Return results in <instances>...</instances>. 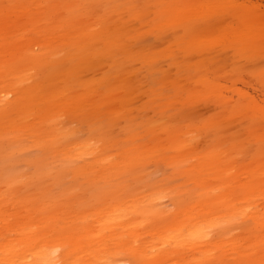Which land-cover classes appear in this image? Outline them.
<instances>
[{
    "label": "rangeland",
    "instance_id": "374dc122",
    "mask_svg": "<svg viewBox=\"0 0 264 264\" xmlns=\"http://www.w3.org/2000/svg\"><path fill=\"white\" fill-rule=\"evenodd\" d=\"M263 206L264 0H0V264H264Z\"/></svg>",
    "mask_w": 264,
    "mask_h": 264
},
{
    "label": "bare ground",
    "instance_id": "6f19581e",
    "mask_svg": "<svg viewBox=\"0 0 264 264\" xmlns=\"http://www.w3.org/2000/svg\"><path fill=\"white\" fill-rule=\"evenodd\" d=\"M86 104V103H85ZM254 197V196H253ZM261 205V204H260ZM264 207V206H263ZM240 211H242V210H240ZM244 212V211H243ZM8 213V212H7ZM104 213V212H103ZM6 214V213H5ZM3 221H4V219H3ZM32 226V225H31ZM196 227V226H195ZM182 237V236H181ZM189 244V243H188ZM6 245V244H5ZM11 245V244H10ZM185 245V244H184ZM197 250V249H196ZM43 252L42 251H37V252H35V257H37V258H40V257H42L41 259H44V260H46V261H49V262H51V264H60L59 262H60V260L62 261L63 259H62V257L59 255V257L58 256H51L50 254L48 255V258H47V256L45 255V253L43 254ZM42 255V256H41ZM192 255V254H191ZM11 259V258H10ZM12 261H14V260H12ZM42 262H44L43 260L42 261H39V262H36V263H31V264H41ZM14 264H15V261H14ZM20 264V263H19ZM21 264H30V262L28 263L27 261H23Z\"/></svg>",
    "mask_w": 264,
    "mask_h": 264
}]
</instances>
